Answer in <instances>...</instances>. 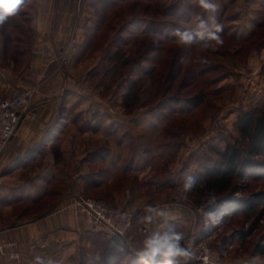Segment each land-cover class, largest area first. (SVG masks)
<instances>
[{
    "label": "rangeland",
    "instance_id": "rangeland-1",
    "mask_svg": "<svg viewBox=\"0 0 264 264\" xmlns=\"http://www.w3.org/2000/svg\"><path fill=\"white\" fill-rule=\"evenodd\" d=\"M74 1L82 34L65 40L54 55L44 57V41L29 37V24L22 22L35 12V0L24 15L18 9L0 26V66L10 90L36 89L20 126L46 132L19 162L24 166L17 164V173L0 182V228L32 220L45 206L59 211L77 198L97 197L135 214L128 235L139 250L154 229L143 228L145 206L173 204L187 211V225L177 231L198 256L208 246L220 264H264V154L254 157L256 168H240L224 193L211 190L205 177L227 162L219 152L240 140V115L264 103V54L255 59L259 50L240 39L254 25L236 22L239 8L227 0H214L215 13L204 12L196 0ZM204 14L226 29L215 51L200 39L183 45L168 36L173 28L194 30ZM36 63L44 71L39 84L30 77ZM172 71L177 78L170 85ZM36 176L42 177L33 186ZM186 176L196 178L188 193ZM209 209L224 210L220 223L205 224ZM108 238L90 240L75 253L77 262L85 253L84 264H107ZM119 241L116 249L128 250ZM129 258L111 264H129Z\"/></svg>",
    "mask_w": 264,
    "mask_h": 264
},
{
    "label": "crops",
    "instance_id": "crops-1",
    "mask_svg": "<svg viewBox=\"0 0 264 264\" xmlns=\"http://www.w3.org/2000/svg\"><path fill=\"white\" fill-rule=\"evenodd\" d=\"M55 1L57 2L56 5H53L51 0H35V3H33L35 9L33 17V38L44 41L43 43L41 42L43 45L41 48L43 49L44 57L46 55H54L57 50L62 51L64 49L63 42L65 40L77 38L82 34L80 32L81 26H79V24L81 25V20L74 16L76 15L75 1ZM227 5L229 7L239 8V18L236 22H245L246 20L250 21L255 18L258 10L264 9V0H227ZM243 9H247L248 11H243ZM245 14L248 15L247 18ZM263 54L264 47L254 53V58H259ZM39 68H41V70L43 69L36 63V66L34 65L33 67L34 75L30 76L33 80L32 82L35 84H39L42 81L44 74L43 70L40 74ZM18 92L19 91L15 89L10 90L0 66V100L15 96ZM45 134L46 132H36L29 126H20V128H18L5 151L4 157H2V167H5V169L0 170V182L8 179L12 174L14 175L17 173V167L14 166H17L22 159L37 148V143L42 140ZM22 166L24 165H18V167ZM1 171L3 172L1 173ZM41 177L42 176H36V178L33 179V184L40 182ZM35 185L36 184L33 186ZM6 189L7 187L5 186L1 190L4 193ZM172 205L173 204L167 205L166 207L164 206V210L169 213L170 221L176 230H181L182 226L184 227V225H187V211L185 208L182 209L183 212L181 210H176ZM150 226L155 228L156 224ZM150 226L144 224L143 228H147L149 231ZM104 236L107 237L108 235L104 232L93 231L89 228L83 215L76 210L73 203H71V205H66V207H63L59 211H54L53 208H50L32 220L22 221L0 228V241L14 240L18 243V247L22 251V257L19 260H13L0 254V264H33L36 255L63 259L64 264H73V262H77L76 258L78 255L75 253L78 250L86 249L87 245H90V240L92 241V239H99ZM108 240L109 243L106 245V252L110 250L111 246H119L117 243L114 244L110 238H108ZM125 241L126 243L124 245L127 246L129 252L134 255L135 249L132 247L135 241L134 236L128 235ZM100 246L102 245H99V247ZM130 246L132 248H129ZM104 253V250L101 249L97 253V256L93 257L96 259L94 261H100L101 255ZM84 254L85 253L78 257V262L76 264H84Z\"/></svg>",
    "mask_w": 264,
    "mask_h": 264
},
{
    "label": "clouds",
    "instance_id": "clouds-1",
    "mask_svg": "<svg viewBox=\"0 0 264 264\" xmlns=\"http://www.w3.org/2000/svg\"><path fill=\"white\" fill-rule=\"evenodd\" d=\"M24 3L25 0H0V26L5 24L8 17L14 15ZM196 3L204 12L215 13L218 10L214 0H196ZM222 32L223 26L214 16L205 19L203 15H200L196 17L194 30L173 28L168 32V36L183 45H190L196 39H200L205 42L204 47L211 46V50L215 51L217 46L224 43ZM195 185L196 178L186 176L182 185L183 191L188 193ZM209 199L215 200L211 196ZM143 212L145 213L142 217L143 222L147 225L156 224V227L147 233L139 250L134 251L138 264H179L181 259L183 264H194L200 259L191 246L184 243V235L172 225L169 213L163 207L149 204L145 206ZM223 212L224 210L205 211V224L220 223ZM33 264H64V260L36 255Z\"/></svg>",
    "mask_w": 264,
    "mask_h": 264
},
{
    "label": "trees",
    "instance_id": "trees-1",
    "mask_svg": "<svg viewBox=\"0 0 264 264\" xmlns=\"http://www.w3.org/2000/svg\"><path fill=\"white\" fill-rule=\"evenodd\" d=\"M115 0H103L104 4L106 3H114ZM30 0H25V3L19 7V13L24 15L26 10L24 8L28 5L30 6ZM33 7V3L31 4ZM34 9V7H33ZM206 18V14L203 15ZM264 16V9L258 10V13L255 18L250 20L254 27L250 28L247 32L246 36H244L241 42L249 43L252 46V50H260L264 47V20L261 18ZM33 17L32 15H25L24 20L22 22H26L28 25L27 30L29 33V37L33 36L34 25H33ZM260 17V18H258ZM236 20V19H234ZM232 21V20H231ZM226 34V29H223L222 36ZM229 38H237L236 36H229ZM240 50V49H239ZM237 53L240 51H236ZM204 70L203 72H206ZM177 73L175 71L170 72L168 75V81L170 85L176 80ZM175 101L179 104V98H176ZM198 101V102H197ZM196 103L201 101V97H198ZM188 105H190L188 103ZM175 109H173L174 111ZM238 130L240 132V140H238L234 144H228L226 149L222 152H219L221 156L226 159L217 163L215 166H212L210 169L207 170L205 173V177L207 179V185L211 190L216 189L218 193H224L227 191V188L232 184V178H234L236 172L241 168L244 169L242 171H246V169H254L260 165V162L256 160L254 157L263 155L264 154V103L260 104L259 106L253 108L250 111H246L242 115H240L238 119ZM30 156V154L28 155ZM28 156L24 158V160L28 159ZM23 160V159H22ZM262 164V163H261ZM26 166V164H25ZM244 173V172H243ZM243 173H241L243 175ZM250 173V172H249ZM236 192V190H232L231 193ZM43 196L45 195L42 194ZM37 198L42 200V197ZM228 199H231L230 196ZM224 200H220L219 203H222ZM52 206H45L44 210L47 211ZM44 211V212H45ZM213 211V209H209L208 212ZM111 241L115 244H121L119 240L110 238ZM105 262L107 264H111L112 261H120L126 255H129V264H136L137 257L132 255L127 248L121 246V248L116 249L115 246H111L110 250L105 254ZM138 263V262H137Z\"/></svg>",
    "mask_w": 264,
    "mask_h": 264
},
{
    "label": "built area",
    "instance_id": "built-area-1",
    "mask_svg": "<svg viewBox=\"0 0 264 264\" xmlns=\"http://www.w3.org/2000/svg\"><path fill=\"white\" fill-rule=\"evenodd\" d=\"M35 92L34 87H29L15 96L0 100V160L22 123ZM73 205L91 230L104 232L113 239L127 240L135 220V214L130 210L97 197L77 198ZM145 231L148 229L145 228ZM0 254L13 260L22 257V251L14 240H1ZM199 257L200 264H220L218 256L208 246L202 247Z\"/></svg>",
    "mask_w": 264,
    "mask_h": 264
}]
</instances>
